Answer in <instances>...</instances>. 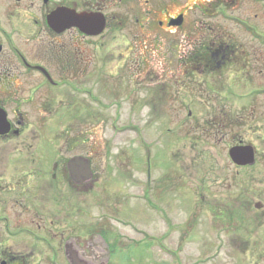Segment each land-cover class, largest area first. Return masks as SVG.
Wrapping results in <instances>:
<instances>
[{
	"label": "rangeland",
	"instance_id": "374dc122",
	"mask_svg": "<svg viewBox=\"0 0 264 264\" xmlns=\"http://www.w3.org/2000/svg\"><path fill=\"white\" fill-rule=\"evenodd\" d=\"M4 1L6 31L15 42H47L55 55L50 42H95L102 56L95 72L121 71L96 77L90 95L75 88L71 93L84 105L63 109V120L47 126L57 135L52 152L67 150L68 138L77 136L71 150L83 154L93 145L99 157L101 178L77 205L92 206L96 231L112 228L113 264H264V0H54L47 6V13L58 3L110 18L101 34L84 39L77 30L56 36L23 25L18 12L32 24L40 19L34 0ZM180 15L182 21H168ZM205 42L232 46L239 56L234 67L186 73V56ZM235 142L255 148L254 166L232 164ZM153 164V184L146 187ZM145 197L159 214L140 203ZM102 198L130 225L99 220Z\"/></svg>",
	"mask_w": 264,
	"mask_h": 264
},
{
	"label": "flooded vegetation",
	"instance_id": "af4514ba",
	"mask_svg": "<svg viewBox=\"0 0 264 264\" xmlns=\"http://www.w3.org/2000/svg\"><path fill=\"white\" fill-rule=\"evenodd\" d=\"M34 1L41 4L38 16L41 21L37 17L32 24L24 20L27 15L18 12L23 25H40L54 33L47 23V16L67 6L57 3L47 13V6L54 0ZM5 2L0 0V34L3 35V41H0V264H113L112 228L108 227L104 234L96 231L92 206L87 203L79 209L77 205L78 197L85 191H93L101 178L103 170L98 166L99 157L93 145L90 150L87 145L83 154L71 150L70 143L75 144V148L79 146L77 136L65 141L67 150L52 152L50 148L57 135L51 134L47 126L54 127L50 125L63 120V109L78 110L79 105H84L71 93L75 88L88 89L86 95H90L95 91L96 77H115L121 71L115 74L95 72L94 63L97 58H102L96 55L95 42H50L56 55L47 52V42H15L6 31ZM18 4H21L20 0ZM183 19L184 15H180L168 21ZM106 21L108 27L110 18ZM71 30L79 32L76 28ZM80 34L82 39L87 37ZM222 46L227 47V54L222 53ZM232 48L226 42H205L194 54L186 56V73L207 74L234 67L238 56L233 54ZM31 50H43L42 56H32ZM46 52L51 54H46L47 58ZM82 142L92 143L88 138ZM245 147L254 150L253 165H238L231 157L233 149ZM110 153L107 152L108 156ZM229 157L237 168L252 167L256 164L257 153L248 143L235 142L229 149ZM154 166L153 170L152 165L146 168V187L153 184ZM139 201L145 204L148 201L150 212L159 214L152 200L145 197ZM110 203L109 198L99 202L98 211L102 212L99 220H107L109 226L111 221L129 226L110 213L118 211L116 206L111 211ZM256 208L262 209L263 205L256 204ZM166 218L168 224L164 236L169 241L172 234L167 233L173 226L167 215ZM166 247L162 245V249L171 254Z\"/></svg>",
	"mask_w": 264,
	"mask_h": 264
},
{
	"label": "water",
	"instance_id": "95a60500",
	"mask_svg": "<svg viewBox=\"0 0 264 264\" xmlns=\"http://www.w3.org/2000/svg\"><path fill=\"white\" fill-rule=\"evenodd\" d=\"M47 23L55 33L61 34L68 29L78 28L80 32L92 36L101 34L106 28L105 17L100 13L81 12L69 8H58L47 16ZM231 157L238 165H253L255 163L254 150L235 148Z\"/></svg>",
	"mask_w": 264,
	"mask_h": 264
},
{
	"label": "trees",
	"instance_id": "16d2710c",
	"mask_svg": "<svg viewBox=\"0 0 264 264\" xmlns=\"http://www.w3.org/2000/svg\"><path fill=\"white\" fill-rule=\"evenodd\" d=\"M221 49H222V53L224 52L225 54H227L229 51L227 50V47L226 46H222L221 47ZM230 49V48H229ZM233 49V48H232ZM237 57V56H236ZM237 58H239V56L237 57Z\"/></svg>",
	"mask_w": 264,
	"mask_h": 264
}]
</instances>
